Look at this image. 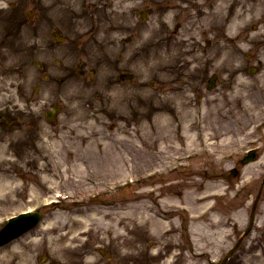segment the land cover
<instances>
[{
  "label": "rangeland",
  "instance_id": "374dc122",
  "mask_svg": "<svg viewBox=\"0 0 264 264\" xmlns=\"http://www.w3.org/2000/svg\"><path fill=\"white\" fill-rule=\"evenodd\" d=\"M186 1L170 3L180 8L190 5V15L185 13L182 20L164 16L160 0L134 1L136 7L147 4L149 12L142 24L144 53L120 61L122 66L135 64L131 85L112 84V70L98 74L91 83L84 77L83 85L71 74L64 93L65 110L45 133L36 135L24 127L0 135V216L46 199L50 188L58 189L59 184H68L70 191H90L131 174L165 167L161 177L113 192L103 200L82 207L61 202L56 209L41 210L43 221L51 218L48 227L57 231L66 213L104 206L120 212L140 209L150 220L153 213L165 215L170 224L159 229L172 225L174 233L167 239L158 231L149 232L150 252L156 253L181 242L191 226L197 232L211 231L210 217L199 222L193 216L207 208L209 202L201 200L203 194L227 193L211 214H222L221 221H231L234 214L238 228L247 225L264 177V0H237L243 12L258 7L243 31L228 29L235 5L224 12L225 21L212 26L199 19L221 0ZM221 53L223 59L217 56ZM250 66L256 68L255 73L249 72ZM212 74L217 75L216 87L207 91L206 81ZM251 147L258 149L256 160L242 167L239 162ZM174 156L181 158L179 163ZM231 169L237 170L235 177ZM85 176L96 184H88ZM4 183L7 188L2 187ZM262 186L253 224L260 232L264 231V183ZM242 188L234 199L233 193ZM130 213L135 218V212ZM230 221L229 226L234 227ZM94 224L89 221L87 225ZM39 226L29 233L40 242L32 264H49L44 239L56 231ZM232 231L238 230H217L221 235ZM29 242L28 235L20 239L19 250ZM97 246L94 239L88 250ZM152 261L157 264L155 257Z\"/></svg>",
  "mask_w": 264,
  "mask_h": 264
},
{
  "label": "flooded vegetation",
  "instance_id": "af4514ba",
  "mask_svg": "<svg viewBox=\"0 0 264 264\" xmlns=\"http://www.w3.org/2000/svg\"><path fill=\"white\" fill-rule=\"evenodd\" d=\"M115 6L116 0H0V59H18L14 66L17 83L25 77L22 72L33 68L32 78L39 84V91L44 90L43 81L48 79L44 74H59L64 82L72 69L78 73L98 69L105 64L102 58L108 55V49L115 51L116 32L127 30L125 25L110 21L109 11ZM210 229L207 236L191 226L183 240L167 248L157 261L245 264V257L254 255V249L264 251L261 233L247 243L248 251L245 228L230 235H217V227ZM142 259L137 256L135 264H142Z\"/></svg>",
  "mask_w": 264,
  "mask_h": 264
},
{
  "label": "bare ground",
  "instance_id": "6f19581e",
  "mask_svg": "<svg viewBox=\"0 0 264 264\" xmlns=\"http://www.w3.org/2000/svg\"><path fill=\"white\" fill-rule=\"evenodd\" d=\"M165 1H178V0H165ZM181 1V0H179ZM186 1V0H182ZM234 0H221L215 8L205 14L203 17H201L200 21H205L209 25L216 26L218 25L224 17V12L228 9H232V6L234 5ZM232 5V6H231ZM235 9L234 14L227 12L228 14H231V21L228 25V29H231L232 31H239L240 28L243 27V25L247 22L248 19L251 18V15L257 12L258 7L247 9V13H244L242 9L237 10V7L239 6V2L237 1L235 3ZM186 6L182 8V10H179L180 12V18L183 13H186ZM174 13V12H173ZM172 11L169 9L167 11L166 16L171 17ZM228 33V32H227ZM218 58L223 59V53L217 55ZM239 85L242 84V82L238 83ZM243 87V85H241ZM171 97V96H170ZM167 118H165V121ZM2 187L7 188L8 184L4 183ZM4 191V190H1ZM138 211L135 212V218L131 220H125L116 218V222L113 224H108L112 229L115 231L118 229V227L122 225H144L145 217L142 215L143 212L140 211V209H136ZM130 211V212H134ZM128 212L124 215V218L132 217L131 213ZM77 216L80 218L79 213ZM91 216V215H90ZM161 219H155L152 224V230L153 231H160L161 235L165 236L166 234H169L171 232L170 229H159L164 223H168L165 217L161 216ZM75 219L77 217H74ZM64 222L59 225V228L57 232H54L51 236L44 239V246L45 249L50 251V258H51V264H94L95 259L92 257H86L82 260H77L75 258V255L78 251L80 242L82 241V237L85 235L86 232L83 230L80 231V228L83 227L81 223H77L78 225H75L74 220V226H69L71 222V216L68 218L64 217ZM214 222H218L219 216L214 215L213 216ZM50 222L46 221L43 222L41 227L44 229ZM68 223V224H67ZM144 223V224H143ZM67 229V230H66ZM35 237V236H33ZM32 236H28L30 242L24 247L19 250L18 242L14 241L11 244L7 245L6 247H3L0 249V264H32V257L37 250L36 244L39 240L38 237L33 238ZM42 239V238H41ZM40 242H38L39 245Z\"/></svg>",
  "mask_w": 264,
  "mask_h": 264
}]
</instances>
